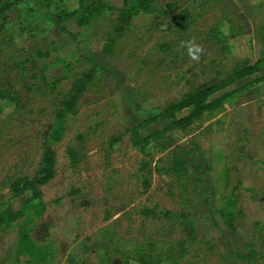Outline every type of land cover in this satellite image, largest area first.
<instances>
[{"label": "rangeland", "instance_id": "1", "mask_svg": "<svg viewBox=\"0 0 264 264\" xmlns=\"http://www.w3.org/2000/svg\"><path fill=\"white\" fill-rule=\"evenodd\" d=\"M124 1L104 0L110 8L97 20L84 27L69 20L66 32L53 17L76 8L77 0H56L51 7L24 0L0 19V88L18 96L0 97L2 204L19 206L22 199L12 198L8 181L34 174L56 105L84 72L96 74L78 112L69 116L65 136L54 145L57 172L42 186L44 212L29 225L19 219L0 232V264H44L18 255L24 227H32V239L53 253L51 264H70V257L74 264H111L101 245L112 249L116 264H140L126 255L149 237L167 248L179 232L168 236L166 223L143 218L140 210L155 204L180 208L176 180L159 169L172 154L189 162L197 178L196 242L182 264H264V81L253 82L211 119L187 131L171 130L169 138L152 144L147 190L139 177L144 157L129 133L192 83L221 81L238 62L260 59L264 0H156L154 12L137 15L107 53V36ZM185 8L191 26L183 40L171 24ZM193 39L203 48L198 61L181 46ZM167 43L177 48L165 49ZM263 75L264 64L217 94ZM170 123L160 120L141 132L148 135ZM69 147L77 150V163ZM229 196L237 199L230 208L234 227L222 211Z\"/></svg>", "mask_w": 264, "mask_h": 264}, {"label": "trees", "instance_id": "2", "mask_svg": "<svg viewBox=\"0 0 264 264\" xmlns=\"http://www.w3.org/2000/svg\"><path fill=\"white\" fill-rule=\"evenodd\" d=\"M24 0H0V19H5L7 12L18 3ZM56 0H41L45 7H51ZM78 6L73 10H60L53 17L54 24L61 31H68L67 21L74 20L79 27L89 26L97 20L104 10L109 9L104 0H77ZM156 0H125L123 7L117 8L118 16L107 36L104 47L105 52L113 51L118 41L128 33L133 24L134 18L141 13H151L155 10ZM190 23V13L187 8L181 10L171 24V28L179 34L180 39L188 34ZM1 27H4L1 25ZM258 37L264 43V23L261 25ZM164 46V44L162 45ZM177 46L167 43L165 49L174 50ZM264 64V53L260 59L252 63L249 59L238 62L232 71L221 81L204 83L202 85L191 84V88L181 96L173 98L162 109L161 112L153 114L144 121L133 126L129 133L132 146L138 150L144 158L141 159L139 177L145 190L151 185L152 173V151L151 145L155 142L169 138L171 130H189L196 122L211 119L218 111L224 110L228 103L235 100L240 92L246 89L255 81H264V75L257 80L251 81L237 89L217 94L226 87L240 81L241 79L253 75L260 71ZM95 69L84 72L78 77L71 88L54 109V120L52 126L43 139V153L39 165L33 175H21L8 181L9 192L14 199H22L19 206L12 203L2 204L0 201V232H7L13 222L24 219L27 225L31 224L37 216H40L45 209L44 192L42 186L48 184L56 175L57 153L54 148L55 143L62 140L67 130L68 118L78 112L80 101L91 84L95 81ZM1 98L17 99L18 96L0 88ZM184 112V113H183ZM182 113V114H181ZM171 119V123L166 127L151 134L143 135L142 130L147 126L160 120ZM117 141L113 138L112 144ZM71 161L77 163L78 157L75 147L68 149ZM174 177L178 187L177 197L180 208L169 209L155 204L152 207L146 206L140 210L143 218L166 223L168 226L167 235L174 232L179 235L168 240L167 248L158 247L159 241L148 238L127 253V258L135 260L140 264H182L189 256L192 246L196 242L193 234L196 231L195 222L192 216L195 213V198L197 178L192 166L184 158L177 154H172L164 167L159 168ZM229 176H227L228 185ZM235 189V187L233 188ZM232 191V195H233ZM237 204V199L233 196L227 197L223 214L227 216V223L233 225L232 206ZM32 227H24L19 233L17 253L21 256H28L29 262L39 260L44 264H51L53 253L48 247L39 246L32 239ZM107 260L111 264H116L111 258V250L105 245L100 246ZM159 248V249H158ZM114 250V249H113ZM117 252H122L116 248ZM226 261V259H225ZM70 264H74V257H70ZM224 264H228L227 261Z\"/></svg>", "mask_w": 264, "mask_h": 264}, {"label": "clouds", "instance_id": "3", "mask_svg": "<svg viewBox=\"0 0 264 264\" xmlns=\"http://www.w3.org/2000/svg\"><path fill=\"white\" fill-rule=\"evenodd\" d=\"M181 46L187 47L188 54L192 60H199L200 54L203 52V48L196 44L194 39L192 41H182Z\"/></svg>", "mask_w": 264, "mask_h": 264}]
</instances>
